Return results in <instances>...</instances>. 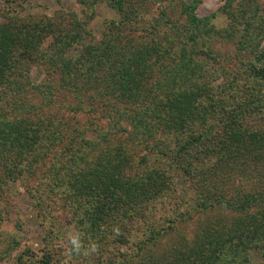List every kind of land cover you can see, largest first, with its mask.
<instances>
[{
  "label": "trees",
  "instance_id": "trees-1",
  "mask_svg": "<svg viewBox=\"0 0 264 264\" xmlns=\"http://www.w3.org/2000/svg\"><path fill=\"white\" fill-rule=\"evenodd\" d=\"M75 1L118 19L89 42L76 17L0 21V204L31 182L37 207L60 204L81 243L63 256L55 227L14 264H264V8L226 0L220 30L197 16L201 0ZM225 53L242 91L213 86ZM173 174L201 216L190 237L172 234L184 221L166 202L181 196ZM58 188L64 199L46 204ZM1 208L0 261L20 246Z\"/></svg>",
  "mask_w": 264,
  "mask_h": 264
},
{
  "label": "rangeland",
  "instance_id": "rangeland-1",
  "mask_svg": "<svg viewBox=\"0 0 264 264\" xmlns=\"http://www.w3.org/2000/svg\"><path fill=\"white\" fill-rule=\"evenodd\" d=\"M225 1L226 0H201V4L196 11L197 16L203 17L215 14L216 18L213 21L214 26L220 30L225 29L227 27V19L220 13V8L224 5ZM252 6L264 8V0H258ZM262 12L264 13V10H262ZM4 17L20 20H30V18L38 20L44 17L57 20L58 17H63L67 22V26L73 23V19L76 17L82 24H85L83 27L85 31L88 32V35H84L86 42L92 39L99 40L106 23L110 20L118 19L117 14L103 2L97 4L92 13V11L81 6L75 0H61L60 2L56 0H0V21H2ZM226 46L224 41H220L215 48L224 50ZM223 57L226 59L223 62L226 71L225 73L220 72V74L218 73L215 77H212L214 88L224 90L226 94L232 93V91L235 90L242 91L240 88H246L245 76L241 72L243 67L238 61L227 57L226 53L223 54ZM43 68H45V66ZM31 72L35 82L43 81L46 77V74L42 72V67L38 68L34 66ZM231 85L232 89H230ZM242 85L244 87H242ZM77 119L82 122L88 118L80 116ZM87 134L90 138H95L94 135L90 133ZM172 179L179 186L177 190L181 196L170 195L171 197L167 198L166 202L175 205V207L178 206V212L182 214L181 220H184L176 225L174 233L172 234H174V237H190L196 229L198 224L197 221L201 219V216L193 210L192 198H194L195 195L191 185L187 182L182 183V181H179L176 174H173ZM62 191V188H58L56 190V195L53 194L52 197H47V195L44 194V198L45 196L47 198L46 204L51 199L57 202H60L58 199L63 200L65 192ZM37 198L38 196L34 194L31 182L27 187L23 185H11L10 195L7 196V201L0 204L2 207L0 208L5 216L4 229L16 233L20 244L16 252L9 258L1 259L0 264H14L13 256L19 254L26 248H30L33 252L42 249L44 247L42 240L47 233L46 231H56V228L59 234L57 235V240L54 242V246L56 247L55 250L63 256L68 252L71 238L75 235V229L72 223H70L71 216L67 213V217L66 214L62 213L63 209H61L62 212H59L58 205L60 204L52 207V210L48 208L52 214L49 215L47 210L44 211L43 208L37 207ZM51 204L52 203H50V205ZM169 209L172 212L173 207L170 206ZM164 216H167L166 221H169L171 216L170 212H168V215L166 214ZM51 225L54 226V229H52ZM163 227H166V225H163ZM54 235L55 234L52 236ZM122 251H126V249L123 248ZM126 258L128 259V257ZM255 260L256 259H252V264H260L258 260ZM118 261L119 263L123 262V259H119ZM128 264L141 263L139 260L135 259Z\"/></svg>",
  "mask_w": 264,
  "mask_h": 264
},
{
  "label": "clouds",
  "instance_id": "clouds-1",
  "mask_svg": "<svg viewBox=\"0 0 264 264\" xmlns=\"http://www.w3.org/2000/svg\"><path fill=\"white\" fill-rule=\"evenodd\" d=\"M72 244H73V246H74V249L77 251V252H79L80 251V249H81V243H80V239H79V236H74L73 238H72ZM96 249H97V246L95 245V244H93L92 246H91V251L92 252H95L96 251ZM87 254V253H86Z\"/></svg>",
  "mask_w": 264,
  "mask_h": 264
}]
</instances>
